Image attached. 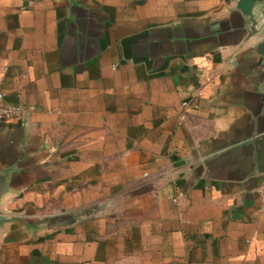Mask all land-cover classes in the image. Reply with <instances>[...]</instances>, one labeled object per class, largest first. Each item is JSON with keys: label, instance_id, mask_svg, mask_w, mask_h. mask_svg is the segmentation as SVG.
Returning a JSON list of instances; mask_svg holds the SVG:
<instances>
[{"label": "crops", "instance_id": "1", "mask_svg": "<svg viewBox=\"0 0 264 264\" xmlns=\"http://www.w3.org/2000/svg\"><path fill=\"white\" fill-rule=\"evenodd\" d=\"M235 1L0 0V264H264Z\"/></svg>", "mask_w": 264, "mask_h": 264}, {"label": "water", "instance_id": "2", "mask_svg": "<svg viewBox=\"0 0 264 264\" xmlns=\"http://www.w3.org/2000/svg\"><path fill=\"white\" fill-rule=\"evenodd\" d=\"M235 9L247 20V33H263V37L251 49L250 54L261 60L264 66V0H236ZM264 80V75H263ZM7 170L0 173V199L8 186ZM1 219V217H0Z\"/></svg>", "mask_w": 264, "mask_h": 264}, {"label": "built area", "instance_id": "3", "mask_svg": "<svg viewBox=\"0 0 264 264\" xmlns=\"http://www.w3.org/2000/svg\"><path fill=\"white\" fill-rule=\"evenodd\" d=\"M21 110L20 105H10L2 101V93H0V121L11 118L18 114ZM261 208L264 210V182L260 188Z\"/></svg>", "mask_w": 264, "mask_h": 264}]
</instances>
